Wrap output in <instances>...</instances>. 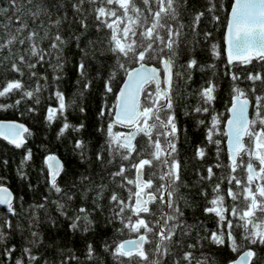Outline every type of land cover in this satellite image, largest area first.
<instances>
[{"label": "snow or ice", "instance_id": "snow-or-ice-1", "mask_svg": "<svg viewBox=\"0 0 264 264\" xmlns=\"http://www.w3.org/2000/svg\"><path fill=\"white\" fill-rule=\"evenodd\" d=\"M222 13L223 48L214 38ZM72 44L79 55L72 65L77 93L69 102L60 84ZM197 73L207 78L189 90ZM219 75L230 82L226 117L216 110ZM96 81L101 85L95 128L100 139L94 146L83 138L73 142L83 171L70 175L55 154L46 155L41 169V176L47 171L46 194L24 209L26 216L17 211L16 198L0 176V206L6 210L0 215V264H97L91 241L83 260L71 248L57 249L58 260L45 256L52 245L45 243L41 228H57L59 218L72 234L111 229V237H101L111 264H216L206 251L210 247L235 254L227 264H264V0L0 4V112L19 110L25 101L39 105L49 90L54 104L46 107L45 122H60L57 139L79 134L85 123L72 124L67 113ZM79 112L86 108L79 106ZM182 116L196 117L205 129L204 144L190 157L193 181L182 157ZM31 135L19 121L0 120V141L15 149L25 148ZM224 138L227 164L221 160ZM210 147L216 161L207 164ZM32 158L27 149L17 169L23 180L28 179L24 165ZM0 165L6 167L8 160ZM219 169L226 171L218 174ZM62 177H69L64 186ZM198 209L214 218V230L196 215ZM12 218L20 222L14 225ZM14 231L27 232L19 248L11 243Z\"/></svg>", "mask_w": 264, "mask_h": 264}, {"label": "trees", "instance_id": "trees-1", "mask_svg": "<svg viewBox=\"0 0 264 264\" xmlns=\"http://www.w3.org/2000/svg\"><path fill=\"white\" fill-rule=\"evenodd\" d=\"M0 4L7 6V0H0ZM69 15L71 13L69 12ZM222 22L217 31H214L215 41L221 45L223 48V35H224V24L226 23L225 14H221ZM65 29L68 28L67 25L64 26ZM74 29L78 30V25L72 26ZM65 35H68V31H65ZM90 36H95L94 30L89 34ZM78 53L76 52L75 45L72 44L67 50V57L71 63L66 66V78L60 84L61 89L64 91L69 102L75 98L77 93L76 79L77 75L73 64L78 59ZM200 59L206 61L208 58L205 54H200ZM218 64L220 62H217ZM95 65H93L91 75H95ZM220 72H223V68H220ZM210 75V74H209ZM207 77L204 74L197 73L194 77L190 89L198 88ZM51 79V76H50ZM218 82L220 84V90L218 93L219 99L216 104V110L220 113H223L226 117L228 114L225 111L224 102L228 99L229 94V85L230 82L227 78L219 75ZM242 87L245 84L241 85ZM101 85L100 81L94 82L92 89L85 94L83 98H77V106L69 109L67 113L69 121L78 125L80 122H84L86 125L85 130L81 133L68 132L65 137L57 139V132L60 127V122L54 123L52 126H49L44 119L45 109L49 104H54L53 100H49V90H46L41 95V103L39 105H32L30 101H25L19 110H9L7 112H0V120H17L24 123L30 130L32 135L27 138V144L25 148L15 149L14 147L8 145L7 143L0 141V161L8 160V165L5 167L0 165V176L5 177L6 179L3 183L12 191L14 197V204L17 208V211L21 213L22 216H26L27 213L24 209H27L28 205L33 202H39L43 194H46V184L44 182V177L47 176V171L45 170L43 176H41V169L44 167V158L49 153L55 154L61 162L65 165L68 173L71 175L77 170L83 171V165L80 164L78 157L73 153V142L74 138H83L87 141H90L92 146L100 139L99 135L96 133L95 128L97 126L96 113L99 110L101 104ZM114 102V97L110 96L108 98V103L112 104ZM190 103H195V98L193 97ZM36 107L37 111L35 113H28L26 109L28 107ZM79 106H84L86 108L85 113L79 112ZM24 112V115L21 116L19 113ZM207 119V117H203ZM181 125L186 128V133L182 137L181 150L182 157L184 160L189 163V174L188 179L193 181L195 177L191 174L192 157L194 150L197 145L204 144L205 129L202 126H198L196 123V117H181ZM225 143V138H224ZM222 143L221 147L223 151L221 152V160L223 163L227 164V152L225 149V144ZM31 149L33 152V158L27 164L24 165V172L28 175L27 180H23L17 173V169L21 165V161L27 151ZM94 150V148H93ZM210 156L207 158L205 163L211 164L215 163V148L210 147ZM226 169L217 170L218 174H223ZM69 177H62L59 181L62 186H64L66 180ZM32 184L34 186L33 190H29L28 185ZM23 198L21 200L20 198ZM81 201L78 199L75 202L74 206H78ZM197 204H200L199 198H197ZM22 205V207H21ZM202 207V205H201ZM2 207H0V215H3ZM54 215V208L52 209ZM191 215V213H189ZM196 215L205 222L206 226L210 230L215 229V220L211 216H204L202 212L198 209ZM13 223H18L15 218ZM27 225L25 224V227ZM41 230L45 234V243L52 245L48 249L45 256L52 260H58L57 249L63 248L65 250L71 248L74 249L76 254L81 257L83 260V253L85 245L87 242H94L97 248L98 253V262L97 264H111V257L103 253L101 248V237L108 239L112 236V230L108 229L107 231H98L96 235L87 234L82 235L80 233L72 234L67 229V221H64L63 218L58 219V227L52 228L49 225H43ZM23 236H27L25 231ZM23 236L14 231V238L11 243L16 244L18 248L23 244ZM123 238H131L125 236ZM41 252L44 249L40 250ZM216 261V264H227L228 260L235 259V254L231 253L227 248L216 249L210 247L206 249ZM16 255H19L17 252ZM75 264V262H73Z\"/></svg>", "mask_w": 264, "mask_h": 264}, {"label": "water", "instance_id": "water-1", "mask_svg": "<svg viewBox=\"0 0 264 264\" xmlns=\"http://www.w3.org/2000/svg\"><path fill=\"white\" fill-rule=\"evenodd\" d=\"M224 35H225V29H224ZM224 35H223V45H224ZM3 121H12V120H3ZM15 121H17V120H15ZM20 122V121H19ZM22 123V122H21ZM24 124V123H23ZM26 126V125H25ZM6 143V142H5ZM225 149H226V152H227V145H226V138H225ZM46 157V156H45ZM61 161V160H60ZM0 207H2V206H0Z\"/></svg>", "mask_w": 264, "mask_h": 264}]
</instances>
